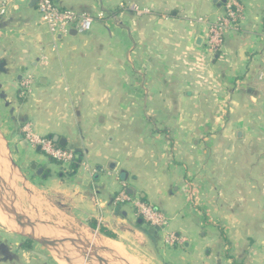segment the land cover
Returning a JSON list of instances; mask_svg holds the SVG:
<instances>
[{
    "label": "crops",
    "instance_id": "1",
    "mask_svg": "<svg viewBox=\"0 0 264 264\" xmlns=\"http://www.w3.org/2000/svg\"><path fill=\"white\" fill-rule=\"evenodd\" d=\"M60 2L91 15L92 29L53 36L18 0L0 16L2 184L119 246L100 247L108 264H264V0H241V25L211 60L204 39L221 0ZM25 123L65 140L75 161L61 168L31 147ZM123 190L167 226L118 204ZM17 249L0 247V264H60Z\"/></svg>",
    "mask_w": 264,
    "mask_h": 264
},
{
    "label": "built area",
    "instance_id": "2",
    "mask_svg": "<svg viewBox=\"0 0 264 264\" xmlns=\"http://www.w3.org/2000/svg\"><path fill=\"white\" fill-rule=\"evenodd\" d=\"M14 0H0V16H6ZM25 4L35 3L40 23L47 27L53 36L68 37L72 30L88 32L92 29L94 18L86 13H77L71 9L60 7L54 0H18ZM222 1V0H221ZM244 16L241 0H226L222 16L209 26L204 39V52L207 59H212L223 49L225 36L233 30H238ZM203 22V20H200ZM34 84L32 76H28L22 83L23 93L29 91ZM24 139L31 147L42 152L46 158L61 168L69 167L75 161V155L61 147L50 136H41L34 130L32 123H25L21 127ZM125 188V186L123 187ZM118 204L133 203L137 216L153 228L160 229L167 226V219L150 205L138 200L123 190L116 198ZM173 237L168 242L173 243Z\"/></svg>",
    "mask_w": 264,
    "mask_h": 264
},
{
    "label": "rangeland",
    "instance_id": "3",
    "mask_svg": "<svg viewBox=\"0 0 264 264\" xmlns=\"http://www.w3.org/2000/svg\"><path fill=\"white\" fill-rule=\"evenodd\" d=\"M55 3L56 4L59 3L60 5L64 6L60 2V0H56ZM20 5L23 7L27 6V4L25 3H20ZM37 16L39 17L38 14ZM263 131H264V126L260 127L259 125L256 128L255 133L260 135L261 134L260 132H263ZM12 191H13V188L11 186L5 187L2 184V181L0 180V198H3V200L7 204L11 206L13 205L19 212L27 215L33 220H36L37 221L36 223L37 231L43 237L51 238L53 239L54 242L56 241L59 243L61 242L69 243L70 241L74 240V241H83L85 243L92 244L99 248L103 247L102 245H100L99 242L97 243L94 240L95 237L96 239H99V240H102V238H100L98 235L88 230L85 226L81 225L77 221L70 219L65 213L56 209L55 206L51 204L49 201L44 200L43 198L37 199V201H31V200H27L26 198H24L23 200L24 202H23L20 199H16L17 196L16 194L14 195ZM189 197L191 199V194H189ZM191 200H192L191 202H193L195 198L194 199L192 198ZM2 216L4 217L3 219L6 222L15 224L16 228H14L13 230L9 229L6 224H2L0 222V245H1L0 247L2 246L7 247V248L9 247V248H13L14 250H16V248H19L17 250H32L39 254L46 253L49 256L52 255L45 247H43L39 243L33 242V241H31V243L26 242L27 240L24 237H22V231L19 229L17 223L15 222V218L11 217L10 215L4 212H2ZM48 223L57 228L50 226ZM63 229L71 230L73 231V233L70 232L72 233L70 234V233L64 232ZM25 230L31 233V231L28 228H25ZM15 243H20V246H16ZM227 249H229V247ZM65 251L67 252V250ZM79 253L72 254L69 256H67L66 254H59L60 256H58V259H59L60 264H79L80 259H82V257L84 258L83 252H79ZM100 255L108 258L110 261L115 260L105 253L104 254L100 253ZM92 259L93 260H91L89 264H98L95 258H92ZM111 264H118V263L111 262Z\"/></svg>",
    "mask_w": 264,
    "mask_h": 264
},
{
    "label": "water",
    "instance_id": "4",
    "mask_svg": "<svg viewBox=\"0 0 264 264\" xmlns=\"http://www.w3.org/2000/svg\"><path fill=\"white\" fill-rule=\"evenodd\" d=\"M223 3L226 2V0H222ZM31 5H35L34 2L31 3ZM71 35H76V31L75 30H72L70 32ZM202 43V39H198L197 41V44L200 45ZM217 58V56H216ZM53 140L60 144L61 146H65L66 145V141L59 138L57 135L53 136L52 137ZM116 163H112L110 168L111 169H115L116 167ZM31 169L33 171H35L39 176H42L43 175V169L42 168H38L37 165H32ZM123 173V172H122ZM128 193L130 195H135L136 194V191L135 190H131L129 189L128 190ZM0 210L8 215H10L11 217L15 218V219H18V220H21L23 221V223H21V228L22 229H25V228H28L32 235H22V237H24L25 239H28L30 241H33V242H37L39 243L40 245H42L43 247H45L50 253H55V254H61V251H65V250H68L70 252H74V254L78 253V252H83L84 255H86L87 259H90V260H93L92 258H95L96 261L98 262V264H108L107 260L104 259L100 253L102 252H107L106 249H103V248H99V247H96L92 244H89V243H85L83 241H70L69 243L68 242H54V243H47L44 239V237L42 235H40L37 231V226H36V223L37 221L36 220H33L31 219L30 217H28L27 215L19 212L13 205H9L7 204L3 198H0ZM60 231V230H58ZM63 231H69V232H72L71 230H66V229H63ZM70 233V234H72Z\"/></svg>",
    "mask_w": 264,
    "mask_h": 264
},
{
    "label": "bare ground",
    "instance_id": "5",
    "mask_svg": "<svg viewBox=\"0 0 264 264\" xmlns=\"http://www.w3.org/2000/svg\"><path fill=\"white\" fill-rule=\"evenodd\" d=\"M1 168V167H0ZM1 171V170H0ZM4 217L2 216V212H1V210H0V222L2 223V224H6L7 225V227L9 228V229H14V228H16V225L15 224H13V223H10V222H6L4 219H3ZM15 222L17 223V225H18V227H19V229L22 231V235H32L31 233H29V232H27L25 229H22L21 228V223H23V221H21V220H18V219H15ZM13 225H14V227H13ZM44 239H45V241L47 242V243H49V244H51V243H54V241H53V239H51V238H48V237H44ZM94 240L98 243H100V245H102V246H106V247H110V248H112L113 250H115L118 254L120 253V248H119V246H117V245H115V244H111V243H109V242H103V241H101V240H99V239H96V238H94ZM121 254V253H120ZM123 254V253H122ZM58 256H60V255H58ZM63 259V258H62ZM62 263V262H61Z\"/></svg>",
    "mask_w": 264,
    "mask_h": 264
},
{
    "label": "trees",
    "instance_id": "6",
    "mask_svg": "<svg viewBox=\"0 0 264 264\" xmlns=\"http://www.w3.org/2000/svg\"><path fill=\"white\" fill-rule=\"evenodd\" d=\"M144 203H146V201H145V199H143L142 200ZM95 228V227H94ZM103 235H105V236H107V237H109V238H115L114 237V235H112L111 233H108L106 230H104V229H101V231H100ZM27 241L26 242H28V243H31V241L30 240H28V239H26Z\"/></svg>",
    "mask_w": 264,
    "mask_h": 264
}]
</instances>
